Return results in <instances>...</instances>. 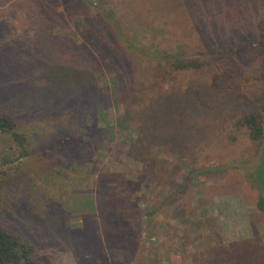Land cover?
<instances>
[{
	"label": "rangeland",
	"instance_id": "rangeland-1",
	"mask_svg": "<svg viewBox=\"0 0 264 264\" xmlns=\"http://www.w3.org/2000/svg\"><path fill=\"white\" fill-rule=\"evenodd\" d=\"M241 1L248 12H231L235 0H0V107L30 140L18 159L0 136L12 200L0 227L35 262L264 264V214L245 178L255 150L235 126L264 77L240 50L210 60L264 39V0ZM116 32L206 67L157 68ZM214 166L224 176L190 173ZM219 249L227 258L205 255Z\"/></svg>",
	"mask_w": 264,
	"mask_h": 264
},
{
	"label": "trees",
	"instance_id": "trees-1",
	"mask_svg": "<svg viewBox=\"0 0 264 264\" xmlns=\"http://www.w3.org/2000/svg\"><path fill=\"white\" fill-rule=\"evenodd\" d=\"M225 8V7H224ZM250 9L249 6L243 4L241 0H235L232 5L231 12L236 10H241L248 12ZM264 15L258 17V19H263ZM262 21V20H261ZM258 21V22H261ZM118 39L124 44L127 50L133 54H137L141 60H150L152 63H155L157 68L162 66L168 67L171 71L174 72H187V71H199L206 67L205 62H200L198 59L184 57V53L179 49L174 53L159 51L157 49L147 48V52H141L144 50L142 46L134 44L132 39L124 37L122 33L117 34ZM142 47V48H138ZM139 51H137V49ZM240 50L244 52V56L247 59V62L250 64V73L254 74L261 69L262 76L264 77V39H250V41L245 40H235V45L228 47V50L224 49L223 52L219 48H215L214 52L218 57H210V60L213 62L218 61L217 58L224 56V54H230L229 52ZM213 65V64H212ZM264 79V78H263ZM251 103L253 109L248 114H243L242 117L235 123L237 129H245L248 132L250 142L254 146V156L248 162L244 164L248 165L245 178L250 185H252L257 192V201L256 209L264 214V88L253 93L251 97ZM11 116L7 113H4L0 107V136H9L18 143V147L21 148V152L18 153V159L22 158L24 154H27L24 145L28 147L30 145L29 138L25 135L17 133L20 130ZM63 142L55 141L47 144L46 154H51L56 152ZM29 148V147H28ZM4 157L1 160V166L11 167L12 163ZM228 166V165H226ZM226 166H214V167H202L195 168L190 171L191 174L197 177H222L224 176ZM15 169H18V165L14 166ZM1 175H5L3 171H0ZM10 183L8 181L0 183V209H5L9 204L12 203V200L5 195L4 191L9 187ZM229 250L226 251V255H229ZM32 248L25 243L23 240L18 238L10 230L0 227V264H40L35 262L32 259ZM207 257H212L213 259L223 256L220 254L219 250H214L211 254L205 253ZM219 260V259H218ZM195 260L193 264H210L209 262Z\"/></svg>",
	"mask_w": 264,
	"mask_h": 264
}]
</instances>
